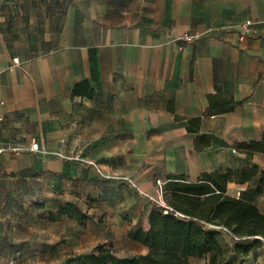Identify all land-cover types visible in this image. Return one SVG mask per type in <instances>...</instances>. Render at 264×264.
Returning a JSON list of instances; mask_svg holds the SVG:
<instances>
[{"label": "crops", "instance_id": "1", "mask_svg": "<svg viewBox=\"0 0 264 264\" xmlns=\"http://www.w3.org/2000/svg\"><path fill=\"white\" fill-rule=\"evenodd\" d=\"M248 17L260 33L240 40L235 24ZM82 81L91 96L74 92ZM263 133L264 0H0V145L40 142L0 155V241L23 239V264L98 244L145 254L130 232L150 227L157 180L256 165L253 179L228 182L238 197L264 173V151L249 157L239 143ZM33 179L45 201L25 214ZM69 201L87 222L59 214ZM255 203L264 213V192ZM244 264H264V242Z\"/></svg>", "mask_w": 264, "mask_h": 264}, {"label": "trees", "instance_id": "2", "mask_svg": "<svg viewBox=\"0 0 264 264\" xmlns=\"http://www.w3.org/2000/svg\"><path fill=\"white\" fill-rule=\"evenodd\" d=\"M93 91L88 81L79 82L74 88L75 93L89 96ZM190 121L197 122L199 118ZM239 146L249 157L264 151V133L261 139L242 141ZM257 173L258 168L253 165L206 171L195 182L183 177L169 180L163 185L164 199L172 212L155 208L150 213L148 229L137 228L130 232L133 239L148 247L145 254L121 256L112 247L98 244L91 251L70 254L58 264H187L192 255L208 256L203 264H244L250 249L264 242V213L255 203V197L264 192V173L238 197L227 192V184L251 180ZM59 213L81 224L90 218L87 211L70 201L59 208ZM50 217L54 219L55 215ZM223 229L232 234V246L224 241Z\"/></svg>", "mask_w": 264, "mask_h": 264}, {"label": "rangeland", "instance_id": "3", "mask_svg": "<svg viewBox=\"0 0 264 264\" xmlns=\"http://www.w3.org/2000/svg\"><path fill=\"white\" fill-rule=\"evenodd\" d=\"M44 188H45V184H44L43 181L33 179V189H35V191H33V193L31 195H28V196H25V197H23V196L20 197V198L23 199L22 202L23 201L26 202L25 204L22 203V206H23V208H24V210L26 212L25 214L28 213V209L29 208L33 209L35 207V205H40V204H42L45 201L44 196H43ZM65 204H66V202H65ZM47 211L48 210H44L45 213H44L43 217L44 218L47 217V219L48 218L51 219V217H50L51 214L50 215L46 214ZM38 214H39L38 211H36L35 216H37ZM32 216H33L32 218L35 217L34 215H32ZM69 226L71 228H73V226H71V225H69ZM16 232H18V233L25 232L26 233V230L23 227L19 226L17 228ZM8 236L9 237H6V240H7L6 243L2 242V240L0 241V264H23V259H20V257L23 254L22 252H23V249H24V240L15 237L14 233H11ZM223 238H224V241L229 246H232L225 239V236ZM53 244L54 243L52 242L51 245H50L51 249H55L54 246H52ZM69 255L70 254H66L64 252H61V254H60V253H55V251L54 252L51 251L48 254L42 255V257L40 259L42 261L41 263H44V264H58V263L62 262ZM118 255H121V254H118ZM128 255H131V254H128ZM18 259H20V260H18ZM11 261H12V263H11ZM37 261L38 260L36 258H33L31 264H36L35 262H37Z\"/></svg>", "mask_w": 264, "mask_h": 264}, {"label": "built area", "instance_id": "4", "mask_svg": "<svg viewBox=\"0 0 264 264\" xmlns=\"http://www.w3.org/2000/svg\"><path fill=\"white\" fill-rule=\"evenodd\" d=\"M259 22H260L259 20L251 18V17L238 21L235 24L238 30V38L240 40H244L249 37L259 35L260 33L259 27H258ZM224 27H225V24H219V25L207 28L206 30H203V31L196 30L193 33H185L183 38L187 41H191L200 35H203V34L210 35V34H213L215 31H221L224 29ZM18 60H19L18 56H13L14 62H18ZM39 149H40V142L37 138L32 139L29 145H19L12 141H8L0 145V155L5 152H11L16 155H19L25 150H39ZM157 183L158 184H157L156 191H157V199L160 204V207L165 213L172 212L173 210L172 207L169 204H167V202L164 199L163 185L165 182L158 179ZM175 214L185 216V214L180 213V212H176ZM223 232L229 234L232 237V234L227 229H223ZM235 238H238V237L235 236Z\"/></svg>", "mask_w": 264, "mask_h": 264}]
</instances>
